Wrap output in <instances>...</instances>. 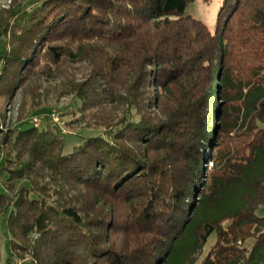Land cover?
Listing matches in <instances>:
<instances>
[{"label": "trees", "instance_id": "1", "mask_svg": "<svg viewBox=\"0 0 264 264\" xmlns=\"http://www.w3.org/2000/svg\"><path fill=\"white\" fill-rule=\"evenodd\" d=\"M195 1L44 0L0 20V99L80 59L91 74L65 93L120 110L70 155L57 129L4 135L5 264L264 262V0H224L215 32ZM48 178L76 198L50 202Z\"/></svg>", "mask_w": 264, "mask_h": 264}, {"label": "rangeland", "instance_id": "2", "mask_svg": "<svg viewBox=\"0 0 264 264\" xmlns=\"http://www.w3.org/2000/svg\"><path fill=\"white\" fill-rule=\"evenodd\" d=\"M43 1L0 0V20L13 8L19 12H31ZM223 2L224 0H210L209 3H204L202 0H196L189 4L186 14L202 21L211 32H215L218 13ZM55 72H39L31 76V79L17 90L12 99H0V147L4 135L11 131L19 133L28 127L39 131L57 129L62 132L66 141L65 155H70L83 144L82 138L103 135L106 131V123L112 120L117 121L120 110H117L110 96L102 106L85 110L82 100L77 95L67 94L62 89L61 85L66 78H72L77 84L85 82L89 78L91 67L87 60L71 59L65 63L60 73ZM129 118L138 121L139 114L133 111ZM15 158L16 152L12 147L5 146L0 159V192L2 193H6L3 182L9 177L8 173L2 171L3 165L8 159L15 160ZM42 181L40 179V183ZM46 182L48 184L47 196H50V202L62 201L67 196L76 198L77 191L63 188L60 183L51 180V178H48ZM27 184V182H23L20 186ZM259 215L264 216V207L259 210ZM8 238L4 227L0 225L1 264H5L11 256L7 245ZM36 239L37 236L34 235L33 240ZM215 242L216 235L213 234L206 245V254ZM251 245L252 242L246 246L250 248ZM14 264L36 263L31 256L27 255L24 259L15 260ZM260 264H264V262Z\"/></svg>", "mask_w": 264, "mask_h": 264}]
</instances>
